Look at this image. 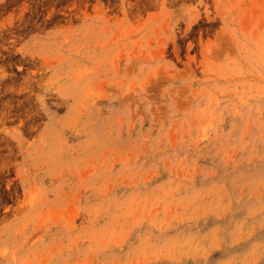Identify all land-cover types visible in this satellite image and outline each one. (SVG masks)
<instances>
[{"label": "rangeland", "instance_id": "rangeland-1", "mask_svg": "<svg viewBox=\"0 0 264 264\" xmlns=\"http://www.w3.org/2000/svg\"><path fill=\"white\" fill-rule=\"evenodd\" d=\"M0 264H264V0H0Z\"/></svg>", "mask_w": 264, "mask_h": 264}]
</instances>
